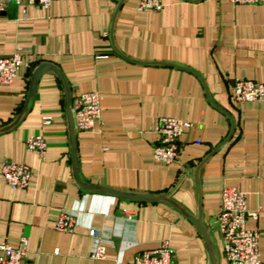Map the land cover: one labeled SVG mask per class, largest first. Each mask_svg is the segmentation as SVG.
Here are the masks:
<instances>
[{"label": "crops", "instance_id": "0c3cea01", "mask_svg": "<svg viewBox=\"0 0 264 264\" xmlns=\"http://www.w3.org/2000/svg\"><path fill=\"white\" fill-rule=\"evenodd\" d=\"M160 11H138L139 0H52L49 10L9 3L0 11V56L21 54L13 83L0 86V167L5 160L30 168L28 186L13 190L0 178V243L28 240L24 264H128L167 242L173 264H210L205 241L187 217L200 215L210 235L222 188L246 196L258 219L264 264V102H235V80L264 84V0H159ZM62 74L74 96L97 92L100 118L76 132L78 177L119 192L165 196L131 201L78 185L72 171L62 83L44 71L27 111L20 114L40 64ZM49 124H43V118ZM190 124L170 164L152 158L159 118ZM43 136V157L26 150ZM197 171V179L195 173ZM61 214L72 233L57 232ZM96 230L97 237L89 231ZM97 246L102 260L92 259ZM57 250V252H56ZM220 251V252H218Z\"/></svg>", "mask_w": 264, "mask_h": 264}, {"label": "built area", "instance_id": "2783aa9c", "mask_svg": "<svg viewBox=\"0 0 264 264\" xmlns=\"http://www.w3.org/2000/svg\"><path fill=\"white\" fill-rule=\"evenodd\" d=\"M233 5H257L260 0H223ZM52 0H0V11L3 12L9 3L17 6L38 5L44 11L49 10ZM138 11H160L159 0H139ZM22 66L21 54L14 52L10 56H0V86L13 83ZM231 97L235 102H264V84L251 80H235L231 87ZM101 97L97 92H86L74 96L71 100V112L75 131H90L100 118ZM43 124H49V118H43ZM189 123L170 117L159 118L155 133L158 142L153 147L152 158L157 163L170 164L179 155V137ZM27 151L40 158L47 150V144L41 135L26 139ZM30 168L25 164L9 160L0 167L1 180L13 190L28 186ZM220 212L216 217L219 233L223 239L225 259L228 264H261L259 255L260 232L246 227L248 220H257L258 212L247 209L246 196L234 188H222L220 192ZM75 219L69 214H61L55 222L57 232L72 233ZM89 236L97 237L96 230H90ZM57 252V250H56ZM173 249L167 242L150 251L136 254L128 264H173ZM28 255V240L21 238L13 247L7 242L0 243V264H24ZM92 259L102 260L104 248L97 246Z\"/></svg>", "mask_w": 264, "mask_h": 264}, {"label": "water", "instance_id": "95a60500", "mask_svg": "<svg viewBox=\"0 0 264 264\" xmlns=\"http://www.w3.org/2000/svg\"><path fill=\"white\" fill-rule=\"evenodd\" d=\"M52 71L54 72L58 78L60 79L63 89H64V94H65V110H66V118H67V124H68V132H69V139H70V148H71V157H72V171H73V175L76 179V182L78 183V185L80 187H82L85 190H96V191H102L104 193L110 194V195H114L117 196L119 198L122 199H126V200H131V201H146V202H156V201H167L170 202L171 204H173V202H171L170 200H168L165 196H151V195H141V194H132V193H125V192H119L116 190H112V189H108V188H104V187H95V186H90L87 185L85 183H83L82 181L79 180L78 177V161H77V153H76V145H75V139H76V132H75V128H74V121H73V116H72V112H71V97H70V91L69 88L62 76V74L59 72V70L54 67L53 65L50 64H40L35 71L32 74V80H31V85L29 88V92L26 98V102L20 112V114L18 115L17 119L9 126L3 128V130L1 131H7L9 129H11L23 116V114L27 111L28 106L30 104L31 98L33 96L34 93V89H35V85L40 77V75L44 72V71ZM195 179H197V171L195 173ZM175 205V204H173ZM176 206V205H175ZM178 207L180 210L181 208L179 206ZM185 216H187L198 228L200 234L202 235L205 244L207 246L208 252H209V257H210V264H218V258L216 256V247L213 244L208 231L204 228V226L202 225L201 222V218L200 215L197 218H193L188 216L187 214H185Z\"/></svg>", "mask_w": 264, "mask_h": 264}, {"label": "rangeland", "instance_id": "374dc122", "mask_svg": "<svg viewBox=\"0 0 264 264\" xmlns=\"http://www.w3.org/2000/svg\"><path fill=\"white\" fill-rule=\"evenodd\" d=\"M211 225L213 228H212L210 235L214 239V242L217 243V247L219 248V250L222 251L224 244H223L222 236L219 233V229H218V225L216 223V219L211 220ZM220 251H218V252H220Z\"/></svg>", "mask_w": 264, "mask_h": 264}]
</instances>
